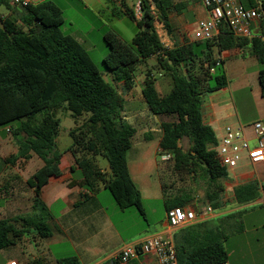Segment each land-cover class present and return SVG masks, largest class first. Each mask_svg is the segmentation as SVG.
Returning a JSON list of instances; mask_svg holds the SVG:
<instances>
[{"label": "trees", "instance_id": "1", "mask_svg": "<svg viewBox=\"0 0 264 264\" xmlns=\"http://www.w3.org/2000/svg\"><path fill=\"white\" fill-rule=\"evenodd\" d=\"M242 2L246 8L256 5V0ZM123 7V14L136 23L138 32L131 41H126L116 31L107 30L104 66L114 82H124L128 89L134 84L137 67L151 58L172 77L173 89L166 96L159 93L152 71L146 74L142 90L154 115L176 118L162 126L159 155L173 156L170 160L173 172H186L206 180L207 201L218 210L228 171L218 159L215 132L204 122V103L208 95L228 84L219 53L250 46L259 63L264 64V25L261 36L241 38L223 21L213 39L167 48L157 31V19L145 2L141 19L136 17L128 0H124ZM158 7V19L170 32L168 15L172 8H178L173 0H158ZM0 8L6 11L0 14V128L9 127L19 145L18 154L7 160L28 161L35 154L44 161V166L27 181L34 190L33 212L13 219L0 218V250L15 246L32 233L43 239L52 236L51 213L42 199V189L50 177L61 175L62 153L56 147V140L60 128L57 110L62 107L75 119L70 130L73 139L70 151L82 172V179L72 181L69 186L78 185L96 193L102 185L122 208L134 206L143 213L140 192L128 164V152L137 131L124 119V97L106 80L87 49L63 32L65 18L56 3L45 0L13 6L9 0H0ZM259 82L264 96V69L259 73ZM186 138L190 142L187 151L181 146ZM97 156L107 160L109 171L98 166L94 161ZM258 196L259 186L254 182L235 189L239 204L250 203ZM189 200L186 195L167 196L165 208L167 211L185 208ZM221 238L226 239L220 234L193 245L190 250L182 247L180 252L177 248L179 262H227L228 253ZM60 264L79 262L70 258Z\"/></svg>", "mask_w": 264, "mask_h": 264}, {"label": "crops", "instance_id": "2", "mask_svg": "<svg viewBox=\"0 0 264 264\" xmlns=\"http://www.w3.org/2000/svg\"><path fill=\"white\" fill-rule=\"evenodd\" d=\"M43 1L45 0H39L37 4ZM80 1L85 2V9L93 7L109 24L113 25L114 21L127 19L137 27L136 23L123 14L122 4L111 0ZM132 1L128 0L130 6L133 5ZM173 4L178 10L172 8L169 12L171 34L166 36L165 40L171 39L173 45L193 42V32L200 20L208 18V10L200 0H173ZM185 11L193 16V25L189 24ZM157 24L160 23L155 22L156 28ZM257 28H254L253 32L255 36H261L262 30L258 28L260 32H256ZM114 31L122 37L117 28ZM70 35L87 49L81 37ZM87 51L90 52L88 49ZM218 55L223 60L228 84L206 97L204 122L212 127L217 141L224 134V128L227 125L236 128L245 126L246 135L252 137L250 125L256 121L264 122V96L259 82V73L264 69V64L259 63L252 54L250 46L234 47ZM152 59L154 58L137 67L134 84L130 89L126 88L124 82H114L110 74H107L110 80L106 78L121 95L125 96L124 117L128 121H136L134 122L136 125L140 124L137 95L140 92L142 94L146 78L145 76L143 80L138 79V68ZM149 71L147 70L146 74ZM162 86L173 89V80L172 84L168 82L163 83ZM139 98L141 100V97ZM130 116L134 117L130 118ZM155 117L157 118H154L155 121L148 132L143 131L139 134L132 125L137 132L133 146L128 152L129 169L140 192L143 213L134 206L122 208L102 185L96 193H91L78 185L69 186L72 181L82 179V172L70 151L72 145L65 150L58 149L62 153L61 175L50 177L42 189V199L51 213L49 226L52 229V236L46 239L34 233L24 236L15 246L0 250V264H7L10 261H17L18 264H60L62 260L70 258H76L79 264H121L116 260V256L124 246L140 243L150 236L171 238L176 249L182 252V247L190 250L193 245L204 243L220 234L225 237L214 223L221 217L234 215L236 217L241 210L255 205L264 208V165H239L233 170H227L228 177L223 183L225 195L231 193L230 203L225 204L226 199L221 195L220 209L213 208V212L205 213L204 216L200 215L194 223L173 229L168 222L165 208L166 197L172 192L161 176L162 164L158 155L163 136L162 126L166 122L175 121L176 118L164 115H155ZM170 117L173 120H169ZM8 129L9 127L0 128V218L13 219L33 212L34 190L28 186L27 181L44 166V161L35 154L28 161L22 159L15 162L8 161V157L17 155L19 152V145L15 139H10ZM138 135L139 138H137ZM94 161L103 171H109L106 159L97 156ZM244 168L250 169L244 170ZM250 182L259 186V196L250 203L239 204L235 199V189ZM184 195L190 197L188 194ZM145 201L155 204L161 202L165 210L164 218L156 222L153 219L155 209H152L150 216L145 208ZM209 204L207 201L206 205H202L198 202V198L192 200L190 197L185 208L193 209L200 214ZM257 213L259 211L252 212L250 215ZM247 217L245 216L244 223ZM239 231L241 234L260 233L264 237V210L263 217L252 225L249 232L245 227H241ZM248 246L251 254V250L257 246L256 249L263 251L262 255L258 256L257 260L253 259L250 264H264V242L257 244L251 242ZM237 254L239 253L234 248L231 253L229 252L230 264H237L236 261H232ZM243 255L240 259L247 264L249 255L247 252ZM240 259L237 261H241ZM129 264H157V259L154 255H143Z\"/></svg>", "mask_w": 264, "mask_h": 264}, {"label": "rangeland", "instance_id": "3", "mask_svg": "<svg viewBox=\"0 0 264 264\" xmlns=\"http://www.w3.org/2000/svg\"><path fill=\"white\" fill-rule=\"evenodd\" d=\"M56 3L63 11V15L65 18V24L63 26V32L65 34H73L76 36L81 37L83 39L87 49L90 51V55L93 61L98 65L99 69L104 72L105 78L110 80V77L107 76L108 72L104 66L103 61L105 60L106 54L108 52V46L105 43L104 35L107 30H114L117 28L121 34L122 38L126 41H131L133 37L136 35L138 29L137 27L128 21H114L113 25L109 24L107 20L99 15L93 7L85 9V2L80 0H51ZM132 1V0H131ZM134 3V1H132ZM0 12L6 13L4 8H0ZM183 12V10H182ZM185 14L189 20V24L193 25L194 18L190 15L187 11ZM1 16V15H0ZM115 28H113V27ZM157 30L159 34L165 39L166 36H170L171 32L168 31L166 27L161 24H157ZM256 32H260L257 28ZM150 70L153 72L155 77V83L157 88L159 89L162 95H168L172 88H168L162 86L163 83H170L172 84V77L167 74L165 71L161 70L157 67V62L155 59H152L149 63L144 64L138 68V79L143 80L146 76V71ZM163 87V88H162ZM137 95V102L139 106V122L137 125L132 122L128 121L127 118L124 119L130 125H133L137 130L138 133L141 134L143 131L148 132L150 130L149 127L152 126L154 123L155 115L149 110L146 102L144 101L143 95L138 93ZM125 97L124 95H122ZM141 97V100L140 98ZM150 116V117H148ZM57 117L60 120V128H59V136L57 138V149L65 150L73 143V139L70 136V130L75 126V119L72 116L71 112L66 109V107H62L57 110ZM134 116H130L133 118ZM169 120H173V118H168ZM10 139L14 140L12 134L9 132ZM139 138V135L138 137ZM137 140V139H136ZM181 146L185 151H187L190 147V142L186 138L181 142ZM158 159L162 164L161 167V176L166 181L167 185L170 187L172 194L171 197L176 195H184L188 194L192 200L198 198V202L202 205H206L207 198L206 192L209 189L208 183L200 176H193L189 173H178L173 172V162L172 161H161V155H158ZM107 162V161H106ZM241 166H245V163H241ZM250 168H244V170H249ZM243 170V169H242ZM109 194H111L108 191ZM222 198H225V204L231 202V193H222ZM145 208L147 212L151 216L152 209H155L156 213L153 214V219L158 222L160 219L164 218V206L160 202L157 204L151 203L149 201L144 202ZM135 210V208H131ZM263 210L264 208L260 205H255L252 207H247L238 213L239 215L236 217L234 216H223L220 219L214 221L215 225H217V229L224 233L226 239L221 238L223 246L225 247L227 253H231L232 249H236L239 254L234 256V260L237 264H244L243 261L240 259L241 256H244L245 252L249 255L248 260L246 261L247 264H250L253 259L258 258V256L262 255V252L256 248L251 250L252 254L250 253L248 243H262L264 242V237L260 233H246L241 234L239 230L242 228H246L247 232L254 223L259 221L263 217ZM259 211V213L255 215H250L252 212ZM245 216H248L246 219V223H244ZM240 232V233H239ZM239 236V237H238ZM239 247V248H238ZM243 252V254H242ZM236 257V258H235ZM240 259L241 261H237ZM228 262V261H227ZM229 263V262H228ZM230 264V263H229Z\"/></svg>", "mask_w": 264, "mask_h": 264}, {"label": "built area", "instance_id": "4", "mask_svg": "<svg viewBox=\"0 0 264 264\" xmlns=\"http://www.w3.org/2000/svg\"><path fill=\"white\" fill-rule=\"evenodd\" d=\"M13 6H27L37 4L39 0H9ZM123 5L124 0H111ZM147 4L151 14L157 19L156 22L163 25L159 17L158 0H134L131 6L136 17L143 16V5ZM202 5L208 10L207 19L200 20L193 32V38L197 41L213 39L218 33L223 21L228 22L230 29L236 37L253 38V29H263L264 7L262 0H256V5L246 8L242 0H200ZM164 26V25H163ZM165 27V26H164ZM158 31V30H157ZM159 33V31H158ZM160 35V34H159ZM165 47H173L171 39L165 40L160 35ZM218 60L217 65H220ZM211 72H215L212 68ZM252 137L246 135V127H234L227 125L224 134L220 137L215 147L220 164L227 170L237 168L241 163L246 165H264V122L256 121L250 125ZM10 132V129H8ZM173 159L171 154H162L161 161ZM213 212V206L208 205L206 210L200 214L197 211L175 207L167 211V218L173 229L186 227L194 223L198 217L205 213ZM143 255H154L157 264H185L178 260L177 249L171 238L160 236H150L140 243H132L124 246L117 254L116 260L121 264H129ZM7 264H18L17 261H10ZM218 264H229L222 262Z\"/></svg>", "mask_w": 264, "mask_h": 264}, {"label": "water", "instance_id": "5", "mask_svg": "<svg viewBox=\"0 0 264 264\" xmlns=\"http://www.w3.org/2000/svg\"><path fill=\"white\" fill-rule=\"evenodd\" d=\"M185 74H186V72H185Z\"/></svg>", "mask_w": 264, "mask_h": 264}]
</instances>
